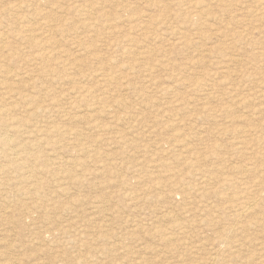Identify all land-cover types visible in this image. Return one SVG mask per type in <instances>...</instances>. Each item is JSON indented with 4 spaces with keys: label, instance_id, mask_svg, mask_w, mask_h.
<instances>
[{
    "label": "rangeland",
    "instance_id": "374dc122",
    "mask_svg": "<svg viewBox=\"0 0 264 264\" xmlns=\"http://www.w3.org/2000/svg\"><path fill=\"white\" fill-rule=\"evenodd\" d=\"M0 33V264H264V0H0Z\"/></svg>",
    "mask_w": 264,
    "mask_h": 264
},
{
    "label": "bare ground",
    "instance_id": "6f19581e",
    "mask_svg": "<svg viewBox=\"0 0 264 264\" xmlns=\"http://www.w3.org/2000/svg\"><path fill=\"white\" fill-rule=\"evenodd\" d=\"M108 1V0H107ZM110 1V0H109ZM89 2V1H88ZM87 2V3H88ZM104 2V1H103ZM106 2V1H105ZM117 2H119V1H117ZM117 2H116V4H117ZM24 3V2H23ZM95 3V2H94ZM106 3H108V2H106ZM111 4L113 3V2H110ZM96 4V3H95ZM105 4V3H104ZM84 5V4H83ZM16 6V5H15ZM25 6H26V4H25ZM12 7V6H11ZM21 7V6H20ZM101 7V6H100ZM14 8V7H13ZM93 8L94 9H96V7H95V5L94 4H87L86 5V7H82V8H80V10L83 12V13H87L88 14V12L89 11H93ZM122 8V7H121ZM124 8V7H123ZM131 8V7H130ZM10 9H12V8H10ZM21 9V8H20ZM127 9V8H126ZM14 10H15V8H14ZM119 10H121V9H119ZM123 10V9H122ZM124 11H125V9H124ZM132 11V10H131ZM255 12H258V10L257 11H255ZM91 13V12H90ZM86 14V15H87ZM92 14V13H91ZM33 16V15H32ZM42 16V15H41ZM31 17V16H30ZM25 18V17H24ZM35 19L36 18H38V17H34ZM89 19H90V16H89ZM26 20V19H25ZM91 22H89V24L90 23H92V19L90 20ZM88 22V21H87ZM83 24V23H82ZM109 25H111V24H109ZM84 26H85V24H84ZM91 26V25H90ZM82 27V26H81ZM107 27H109V26H106V28ZM86 28V27H85ZM87 28H89V25L87 26ZM108 29V28H107ZM134 29V28H133ZM0 38H2V34L0 33ZM3 38H4V36H3ZM129 38V37H128ZM127 40V39H126ZM130 40V39H129ZM128 40V41H129ZM5 41V40H4ZM1 42H2V40H1ZM4 44L5 43H0V48H4ZM42 58H44V56H42ZM32 59V58H31ZM30 59V60H31ZM33 60H34V58H33ZM1 62V61H0ZM68 65V64H67ZM0 72H1V69H0ZM209 75H211V74H206L205 75V78H208V76ZM203 76H204V74H203ZM13 90V88H11L10 90H9V92H11ZM14 91V90H13ZM11 93H13V92H11ZM17 94H20V93H17ZM12 95V94H11ZM11 97H14V95L13 96H11ZM22 97V96H21ZM1 98H0V123L3 125H5L4 127L5 128H8V131L10 130V131H12L13 133L12 134H9V132H7L6 134H3V133H0V151H3V147L5 146V145H7L8 147H10V148H12L11 149V151L9 152V153H7V156H10V158L13 160V161H18L19 159L17 158V156H18V154H19V148H17V144H18V141L14 138V136L15 135H17L18 134V132H19V129H17L15 126H14V124L12 123V122H8V121H6V120H4L3 119V115H5V114H8V110H6L7 108H4V107H2V105H3V102H1ZM254 113L256 114L257 113V110H255L254 111ZM258 114V113H257ZM0 124V125H1ZM3 127V128H4ZM244 167H245V169L244 170H248L249 169V167H250V163H246L245 165H244ZM3 169H4V167H3V165L1 166L0 165V174L3 172ZM0 177H1V175H0ZM259 185H261V186H264V184L263 183H259ZM263 189H264V187H263ZM264 191V190H263ZM264 194V193H263ZM258 198H260V196H257V197H254L252 200H251V204H249L248 205V202H247V204H245V205H247L246 207H245V209L244 210H247L248 211V209H250L253 205H256V203H257V200H258ZM255 203V204H254ZM244 205V206H245ZM259 205V204H258ZM243 206V207H244ZM252 212V211H251ZM250 212V213H251ZM255 212V211H254ZM213 257V256H212ZM212 261V260H211ZM214 262V261H213Z\"/></svg>",
    "mask_w": 264,
    "mask_h": 264
}]
</instances>
